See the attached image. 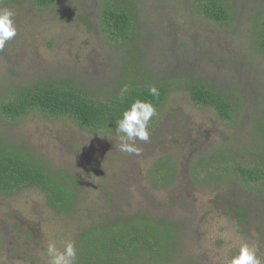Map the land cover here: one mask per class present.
<instances>
[{"label":"trees","instance_id":"1","mask_svg":"<svg viewBox=\"0 0 264 264\" xmlns=\"http://www.w3.org/2000/svg\"><path fill=\"white\" fill-rule=\"evenodd\" d=\"M0 7L15 11L18 29L0 50L6 264H30L14 255L45 264L44 237L26 221L46 209L57 246L75 242L76 264H217L226 249L236 251L234 236L264 254V88L249 106L244 96L259 69L240 63L248 36L264 60V0H0ZM96 42L101 66L91 71L83 64ZM136 99L156 107L145 146L164 131L183 141L146 157L138 146L144 169L134 190L99 150L119 153L116 121ZM192 114L206 127L190 135ZM36 123L54 127L62 144L43 147L29 129ZM18 204L30 209L24 218L14 213ZM206 217L220 221L218 237L206 236ZM191 243L205 259L191 254Z\"/></svg>","mask_w":264,"mask_h":264},{"label":"rangeland","instance_id":"2","mask_svg":"<svg viewBox=\"0 0 264 264\" xmlns=\"http://www.w3.org/2000/svg\"><path fill=\"white\" fill-rule=\"evenodd\" d=\"M246 41L248 42V44H246V46H245L246 49L240 55V63L245 67H257L259 69L252 76L254 78L252 81L257 79L258 84L255 85L254 87H252L250 91L247 90L246 94L244 96L245 102L248 103L249 106L252 105V107H254V106H257L259 98L261 97V93H262L261 90L264 88V60L254 50L253 45L251 44V37L248 36ZM95 45H97L98 47ZM95 45L92 44L91 49L89 51V56H88L87 60L85 61V63L83 64L88 70H91V71L92 70L96 71L101 66V58H100L101 57V53H100L101 52V49H100L101 44H99V42H96ZM175 47H176V50L178 52L180 47H181L180 43L176 42ZM99 49H100V52H99ZM94 73H90L89 75H82V76H84V77L89 76V78H90V76H93ZM100 73L101 74L98 75L99 77L104 75L102 72H100ZM263 95H264V91H263ZM251 101H253V103H251ZM198 118L199 117L197 116V114L191 115V119L189 122L190 127H188L190 135L197 132V130H195L196 127H198V131H200L206 127L204 125V123L202 121H200V119H198ZM29 129H31V135L33 137L36 138L38 136L41 139V144L45 148H47V147L48 148H57V146H60V144H62V143H58V140L55 137V133L52 130L55 128L50 126V125L39 124V123L30 124ZM36 130L38 131V134L33 132ZM208 131H210V130H208ZM212 133L213 132L211 130L209 132V136ZM73 135L76 136V139H79L81 137V135L76 131V129L73 131ZM162 138H163L162 141L161 140L160 141H156V140L151 141L147 146H145V143L143 141H137L136 143H137V146L144 144V146H145L144 148H148L147 153H144V157H146L151 152L152 153L160 152L162 149L160 146H162V145L177 146L183 141L182 137H180L177 132L164 131ZM85 142L88 143L87 141H85ZM99 155H100V160L102 162L106 163L108 166H110V169H111L113 174L116 173L117 175L122 176L121 178L127 177L129 179V181L132 182V188H134V190L140 188L139 182H136V181L140 177L141 172H143L144 165H143V162H141V161L139 163V160L142 159L139 155H132V154H128V153H123L121 151H119V153L115 152V155H114V154H112V152L110 153L109 149H104L102 147L99 150ZM110 169H109V171H110ZM192 197L197 198L198 194H194V196L192 195ZM199 198H198V200H199ZM198 206H199V204H198ZM25 210H28V212H30L29 208L24 207L21 204H18L14 210L15 211L14 213L17 216L24 218L22 215H23V211H25ZM196 210L197 209H194L193 211H196ZM35 212H36V210H34L32 212V215H33L32 219H29L26 221V223H28L27 228L29 229V231L33 230L35 232L42 233L44 240H45V243L47 245L48 240L52 239V236L54 235L55 228L57 229V227H56L57 224L51 222L52 216L48 212L47 209H46V212H43V213L40 212V216H39V214H37ZM203 224L207 225V227H208L207 235L206 234H204V235L210 236V237H212V236L218 237L220 235V231H219L220 221L218 220V218L210 219V218L206 217L203 220ZM194 233L196 234L197 231H194ZM198 233H199V230H198ZM7 251L10 254H12L11 251H9V250H7ZM189 251L191 252L192 255H196V256L200 257L202 260L205 259L200 254V249L196 248L193 243L190 244ZM3 252H4V250H0V253H3ZM0 255H5V254H0ZM7 255H9V254H7ZM12 255H14V254H12ZM14 256L20 258L21 263H25V262L26 263L29 262L30 264L34 263L33 259H28L27 257L26 258L20 257L18 255H14ZM40 256H42V255H40Z\"/></svg>","mask_w":264,"mask_h":264},{"label":"clouds","instance_id":"3","mask_svg":"<svg viewBox=\"0 0 264 264\" xmlns=\"http://www.w3.org/2000/svg\"><path fill=\"white\" fill-rule=\"evenodd\" d=\"M15 11L8 7H0V50L17 36ZM128 91L127 88L124 89ZM153 97L159 96V89L155 85L148 87ZM156 115V107L150 100L136 99L126 108L122 117L116 121V136L119 140V150L123 153L139 155L141 149L137 141L147 142L150 138L149 122ZM230 248L236 249L229 254L226 249L222 256L217 257V264H264V254L260 253L257 245L239 236H234ZM45 264H76L77 249L71 239L63 242L62 247L49 239L46 248ZM0 264H6V258H0Z\"/></svg>","mask_w":264,"mask_h":264}]
</instances>
